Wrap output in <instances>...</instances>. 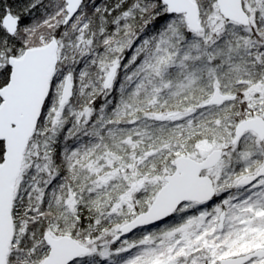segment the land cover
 Returning <instances> with one entry per match:
<instances>
[{"label": "snow or ice", "instance_id": "6c2138e0", "mask_svg": "<svg viewBox=\"0 0 264 264\" xmlns=\"http://www.w3.org/2000/svg\"><path fill=\"white\" fill-rule=\"evenodd\" d=\"M0 264H264V0H0Z\"/></svg>", "mask_w": 264, "mask_h": 264}]
</instances>
